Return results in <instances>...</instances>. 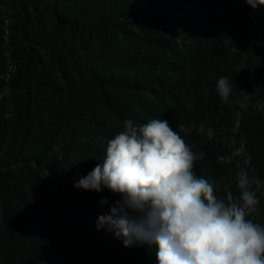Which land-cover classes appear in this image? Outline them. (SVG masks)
Masks as SVG:
<instances>
[{
    "label": "trees",
    "instance_id": "16d2710c",
    "mask_svg": "<svg viewBox=\"0 0 264 264\" xmlns=\"http://www.w3.org/2000/svg\"><path fill=\"white\" fill-rule=\"evenodd\" d=\"M32 8L68 34L71 45L33 30L25 35L27 61L37 68L52 64L60 72L71 71L90 87L94 99L90 103L78 89L62 94L56 84L40 78L32 85L30 103L45 118L38 120L40 138L28 132L14 135L11 151L0 155L1 172L19 185L15 193L21 204L18 223L13 224L20 245L13 251L0 247V264H30L31 246L25 244L35 236L41 242L31 208L41 179L21 167L34 162L50 169L60 164L74 185L102 162L108 141L128 119L142 125L161 118L174 130L178 124L206 121V127L214 129L211 140L195 127L180 133L196 146L195 152L205 153L195 164L197 175L218 178L222 185L230 182L237 196V163L264 181V6L252 9L246 0H35ZM30 50L40 54L35 57ZM221 76L233 88L227 103L216 91ZM42 85L48 89L42 91ZM58 96L66 98L61 106ZM4 130L0 128V134ZM26 139L36 145L22 154ZM240 147L244 156L231 158V150ZM31 151L35 153L27 157ZM15 171L21 173L11 175ZM90 192L93 204L80 212L82 202L76 197L59 193L53 201L54 216L63 221L67 217L84 240L82 263L156 264L154 246L134 242L126 248L113 232L97 229L98 217L109 214L120 197L105 188L100 192L108 203L102 205L97 192ZM218 195H224L223 190ZM258 196V214L251 218L264 223V196ZM74 210L78 215L72 219L69 212ZM12 214L4 216L8 223H13ZM51 241L49 237L47 244ZM41 254H46L45 264L60 261L53 248Z\"/></svg>",
    "mask_w": 264,
    "mask_h": 264
},
{
    "label": "clouds",
    "instance_id": "9594fccd",
    "mask_svg": "<svg viewBox=\"0 0 264 264\" xmlns=\"http://www.w3.org/2000/svg\"><path fill=\"white\" fill-rule=\"evenodd\" d=\"M256 9L264 0H246ZM232 84L221 76L216 91L227 103ZM195 127L209 140L214 129L206 121L173 129L165 119L142 125L128 119L107 143L105 156L74 187L120 197L109 214L98 217L97 229L106 228L124 247H155L156 264H264V223L254 222L264 196V181L237 163L235 188L218 178L198 176L195 164L205 155L195 152L180 133ZM243 147L231 158L243 157ZM220 160L229 159L221 156ZM223 190L224 195H218ZM107 199L101 204H107Z\"/></svg>",
    "mask_w": 264,
    "mask_h": 264
},
{
    "label": "rangeland",
    "instance_id": "374dc122",
    "mask_svg": "<svg viewBox=\"0 0 264 264\" xmlns=\"http://www.w3.org/2000/svg\"><path fill=\"white\" fill-rule=\"evenodd\" d=\"M33 1L35 0H0V128L2 132L5 129L4 134H0V155L5 151H11L10 145L14 135L28 132L29 135L33 134L34 138H40L38 120H44V114L42 110L34 109L30 103L34 97L31 96V88L36 78H40L43 83L49 81L56 84L59 89L63 90L62 94L78 89L86 93L90 103H93L94 99V96L90 94V87L71 71L60 72L52 64L37 68L27 61L28 43L25 41V35L31 34L33 30H42L57 35L69 47L71 45L68 34L57 28V25L54 26L45 15L38 14V10L32 8ZM88 43L92 45L94 39H89ZM30 53L35 57L38 53L40 54L38 51L36 54L34 50H30ZM41 89L43 91L48 87L42 85ZM65 100L66 98L60 96L56 98V101L61 103L59 106L63 105ZM44 143L45 141L42 146ZM35 145V142L26 139L22 154ZM34 153L31 151L27 157H31ZM21 169L25 172L30 169L31 173H36L41 179V183L35 189L36 198L33 199L31 207L36 218L34 223L38 232L36 235L41 236V242L35 239L37 236L26 242V247L31 246L30 264L47 263L44 258L46 254L41 253L51 248L61 255L60 261L55 264H83L80 247L84 240L75 229L70 227L67 217H65L66 221H63L54 216L53 201L59 193H63L69 199L76 197L82 202H77L81 205L78 211L80 212L87 205L93 204V201L89 199L91 192L78 189L70 184L67 177L63 176L60 164H53L50 169H47V166L32 162L30 166H24ZM1 171L4 169L0 168V247L13 251L18 244L20 245L19 241L17 244V233L14 226L18 223L16 220H19V206L21 205L15 193L19 185H13ZM21 171L12 172L11 175H19ZM66 188L73 193L65 194ZM96 197L104 199L101 192H97ZM78 212L77 210L70 211V217L75 219ZM7 213H13V223H8L4 219ZM64 222L69 225L70 229L64 227ZM49 237L52 241L47 244Z\"/></svg>",
    "mask_w": 264,
    "mask_h": 264
}]
</instances>
